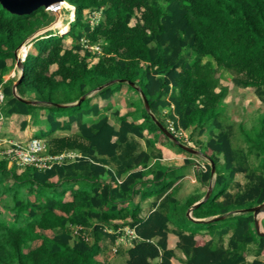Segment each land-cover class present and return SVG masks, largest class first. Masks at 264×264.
<instances>
[{
  "label": "trees",
  "instance_id": "16d2710c",
  "mask_svg": "<svg viewBox=\"0 0 264 264\" xmlns=\"http://www.w3.org/2000/svg\"><path fill=\"white\" fill-rule=\"evenodd\" d=\"M64 1L74 7L68 31L57 26L65 30L63 35L46 31L32 39L36 53L29 52L22 61L16 84L21 98L33 95L41 104L16 98L14 79L4 81L3 76L13 68L17 45L41 27V19H48L47 10L41 6L15 14L0 3V114L34 118L41 111L44 129L35 137L48 139L50 154L80 152L71 162L42 169L26 166L20 173L15 163L8 166L7 158L0 157V264H110L100 257V242L106 237L114 241L116 235L104 229L125 226L135 238L124 250V264H264L258 258L264 256V236L256 233L252 212L233 213L264 202V110L252 127L238 124L240 144L217 110L228 94L220 82L226 74L236 86L253 88L264 103V0ZM86 10L99 12V18L91 23ZM136 12L139 16L130 24ZM94 44L100 46L99 54L89 48ZM93 57L97 60L90 63ZM108 81L77 104L56 105L72 103ZM127 81L140 88L156 119L174 135L189 131L186 140H193L214 163L211 192L191 214L224 217L189 220L206 230L174 229L176 248L183 255L178 262L167 235L170 214L180 210L173 190L182 175L159 163L162 153L154 140L160 136L164 144L169 138L135 100L124 113L100 114L110 109L115 92L136 90ZM94 97L107 104H91ZM163 109H168L165 117ZM89 114L95 117L91 124L84 121ZM72 124L75 136L52 138ZM26 125L21 122L22 128ZM155 148L157 161L147 168ZM240 173L246 183L232 192ZM196 175L201 184L211 181L210 163ZM150 197L152 208L142 217L140 201ZM199 198L187 197L182 215ZM73 226H82L91 239L74 234ZM202 230L209 239H196ZM249 254L255 256L251 261Z\"/></svg>",
  "mask_w": 264,
  "mask_h": 264
},
{
  "label": "rangeland",
  "instance_id": "374dc122",
  "mask_svg": "<svg viewBox=\"0 0 264 264\" xmlns=\"http://www.w3.org/2000/svg\"><path fill=\"white\" fill-rule=\"evenodd\" d=\"M55 7V6H54ZM47 10V9H46ZM58 14V18L56 19V16ZM47 13L49 15L48 19L44 18L41 19L40 25L41 27H39L32 35L37 36V35H41L43 33H45L43 30V26H45L47 23V27L46 30L48 29V31H54V33H59L58 31H60L61 29H56L57 26H60V28H69V22L73 19V15L71 12V7L67 6V4L65 2L61 3L58 7V10H47ZM86 17H90L91 18V23L95 22L98 18H99V12H92V11H85L84 12ZM139 16V13L136 12L135 17H133L130 21V24H133L136 21V18ZM56 19V22L54 21ZM52 22H54V24H52ZM45 24V25H44ZM52 24V27L50 26ZM50 29V30H49ZM34 36V37H35ZM33 38V37H32ZM31 38V39H32ZM31 39H27L25 40V44H29L30 48L27 51V53L31 52V53H36L34 47L32 46V40ZM71 39L66 38V44H70ZM95 47V45H94ZM31 49V50H30ZM22 55V53H21ZM96 60V57L91 58V62ZM54 66H51V68L53 69ZM19 75V69L16 67L15 65V61L13 62V68L10 70V72L6 75L3 76V80H7L8 78H12L14 79L12 86L16 80V78ZM223 85H226L228 88V94L226 95L225 98H223V100L220 101V103L218 104V108L217 110L220 112V120H222V124L224 125L225 123H230L232 125V129H233V133L237 136V139H235V142H238L239 144L241 143V139L239 136V131H238V124L241 123L243 125V127L245 128H250L253 125L256 124L257 119L259 117V115L261 114V112L264 110V103H261V101L257 98L254 89L253 88H243V87H239L236 86L232 81L231 78L229 76H226L220 81ZM92 92H89V95H91ZM113 95H117V97L113 98V101H110V110L107 111V113H109L110 117L111 114L114 110H120L123 111L126 108L130 107V102L133 101L135 99V101L140 105L143 106V102L142 99L139 95V93L136 90L130 89L127 92H125L124 90L122 91H117L115 92ZM112 97V96H111ZM138 97V98H137ZM2 98L3 95L0 94V103L2 102ZM144 107V106H143ZM168 112V109H163L161 114L162 117L164 115H166ZM37 115L34 116V121L37 119L36 118ZM165 117V116H164ZM135 118H137V120L140 118V114H137L135 116ZM113 120V119H111ZM167 121V119H165ZM169 121V119H168ZM4 121H3V115L0 114V130H2L1 128L3 127ZM212 128H209V132L211 131ZM214 131H218L217 129H214ZM37 132V131H36ZM209 132L205 133L204 135H202L200 137V139L203 141H206V139L209 136ZM189 131H184L182 134L180 135H176L177 138L182 141L183 143L187 144L190 147H193L194 149L199 150V146L192 140V141H188L186 139H188L189 136ZM178 134V133H176ZM38 135L37 133H35L34 136ZM39 136V135H38ZM69 135L66 134H59V135H52V138H61V137H68ZM13 136L11 135V137H6L5 138L7 140H0V157H4V155H7V150L10 143L11 142H24L27 139H19L16 141V139H11ZM183 138L184 140H181V138ZM31 138V137H30ZM29 139V138H28ZM162 138L160 136L154 137L155 142L161 140ZM12 140V141H11ZM167 142L165 143L167 146H170L172 148H174L176 151H179V148L173 144V142L169 139H166ZM185 141V142H184ZM42 142L45 145V148L42 152V156L46 157V156H61L62 159L60 161V163L63 162H71L74 160V158L77 156L75 154L74 150H68V149H64L63 151H61L60 153L57 154H50L51 152H49L48 148H51L50 146L51 143L48 142L47 138H43ZM144 142H141V139L138 140V144L139 146ZM146 147V143L144 144ZM180 152V151H179ZM2 154V156H1ZM185 155L188 158V160L191 162V170L189 171V174L192 176V179H194L195 183H199L201 185V183L198 181L197 179V171L199 170L198 166L200 167V169H204L205 165L208 162V160L205 158L204 155L200 154V153H185ZM12 165V161L8 160V166ZM16 171L18 173L22 172V170L24 169V167H26V165H21V164H17L16 163ZM183 171H179L177 174L178 175H182ZM214 175L215 172L212 174V180L209 181L207 184H202L201 187L203 188L202 193L205 194V192L207 191L208 186L212 183L213 179H214ZM246 183V178L244 177L243 174H237L236 177L234 178V181L232 182V187L230 188V190L232 192H236L238 189L242 188L244 186V184ZM176 184V183H175ZM181 185V184H180ZM178 186L175 193H174V197L176 199V203L178 204V206H180V210L174 212L173 214H170L171 220L168 223L169 227H170V236L174 235V232L172 231V228H180V229H185V228H203V229H207L206 225L203 226H197L196 224L192 223L190 220V218L187 216L186 211L185 214L182 215V210L184 207V201L186 199V194L188 193H192V194H197L200 195V191L199 189L196 188H192V186L187 185V186ZM192 189L191 191H188ZM189 195V194H188ZM68 196V194L65 195V197ZM154 200V197L152 198ZM235 211V210H234ZM233 211V212H234ZM259 222L260 221H264V211H261L258 216H257ZM95 221L93 220V223ZM216 225H219V223L216 222ZM264 228H262L260 226V230H263ZM107 233L110 234H114L116 235V239L114 241H111L110 238L106 237L104 240H102L100 243L102 244V251H100V257L104 260L109 262L110 264H124L125 263V259H126V255H125V248L127 246L130 245V236L127 232V230H122L120 231L119 228L113 229L112 227H109L107 229ZM172 246H174L176 248V244L174 245V243H172ZM177 249V248H176Z\"/></svg>",
  "mask_w": 264,
  "mask_h": 264
},
{
  "label": "crops",
  "instance_id": "0c3cea01",
  "mask_svg": "<svg viewBox=\"0 0 264 264\" xmlns=\"http://www.w3.org/2000/svg\"><path fill=\"white\" fill-rule=\"evenodd\" d=\"M54 67H53V69H54ZM122 90H124L125 92L128 93L127 89L123 88ZM122 90H120V91H122ZM91 92H92L91 95H89V93H88V94L85 95V97L92 96L96 92V90H92ZM0 94L2 95L1 90H0ZM114 97H117V95H112V97L110 98V101L111 100L113 101ZM24 98L28 99V100L37 101L36 99H33L34 98L33 95H25ZM76 101H74L72 103H66L64 105H68V106L69 105H74ZM90 103L91 104L96 103L100 107H103V106H105L107 104L106 101L100 99L99 97L92 98ZM36 104H41V103L39 101H37ZM127 109H131V108H126L124 110V112ZM109 110L101 109L100 114L102 113V114L109 115V113H107V111H109ZM38 112H39V114L36 116L37 119L35 121H34V118L31 117V115L14 114L12 116H3V121H4L5 125H3V127L1 128L2 130H0V140H7L5 138V136L6 137H11V135L13 136L11 139H16V141L18 140L17 138H19V139H23V138L24 139H28L30 137H35L34 135H35L36 131H39L40 129H44V121H43L44 115H42V113H40L41 111H38ZM119 112L120 113H124L123 111H120V110H119ZM63 118L64 117H62L60 119H63ZM94 119H95V117L90 115V114L86 115L84 117V121L87 124H91L94 121ZM22 121H26L27 122V125L24 128L21 127V122ZM137 121H141V118H139ZM76 132H77V127H76L75 124H72V126H71V128L69 130H58V131H56L54 133V135L66 134V135H69L71 137V136H75ZM141 142H144V140L141 139ZM144 144L145 143H142L140 145V147L142 149H146V146ZM155 145H156V147L158 149H160V151L162 153V157L158 159L159 163L162 166H165V167H168V168L169 167H174L175 169H177V173L179 171H181V172L183 171L182 176L176 181L175 188L173 190L174 193H175L177 187L180 184H181L180 185L181 187L190 185V186H192V188L199 189V191H200L199 192L200 193V198L197 201L202 199L203 196H204V193H202V191H203V188L201 187L202 184L200 185L198 182L195 183L194 179H192V176L189 174V171L191 170V162H188L189 161L188 160L189 157H187L184 152H181L180 150H179L180 152L178 150L176 151L174 148H172L170 146H167L165 143L161 144L160 140L156 141ZM74 151H75V154L77 156L80 155V152L78 150H74ZM156 151H157L156 148L152 149L153 156H152L147 168H152V166H154V163L157 161V159L155 157ZM105 165L109 166V167H112V166H110L112 164H108V162L106 160H105ZM147 176H148V178H151L152 177V173L149 172ZM120 180H121V178H120ZM191 190L192 189H190L188 191H191ZM67 194H68V192H67ZM188 194L185 195L186 198L189 197V196L195 195V193L194 194L188 193ZM152 198L153 197H150V198H147V199H144V200L140 201V207H141V214L140 215L142 217L146 216L147 213L151 210L152 202H153ZM189 213L192 216L191 212H189ZM193 218H195V217H193ZM201 219H205V218H195L194 220H201ZM259 223H260V226L262 228H264V221H260ZM168 228L170 229L169 225H168ZM174 229H176V228L173 227L172 231H174ZM170 235L171 234H170V230H169L168 235H167V244H168L169 248H172L175 251L176 258H177L175 262H178V259L183 258V255L178 249H176L174 246H172V243H174V245L176 244L178 238H177V236L175 234L173 236H170ZM209 238H210V236H209V234H207L205 232V230H202L199 234L196 235V239H209ZM254 258H255V256L252 255V254H249L246 257V259L248 261H251ZM258 258L260 260H264V256H259Z\"/></svg>",
  "mask_w": 264,
  "mask_h": 264
},
{
  "label": "water",
  "instance_id": "95a60500",
  "mask_svg": "<svg viewBox=\"0 0 264 264\" xmlns=\"http://www.w3.org/2000/svg\"><path fill=\"white\" fill-rule=\"evenodd\" d=\"M0 3L2 4L3 7H5L8 11H10L11 13H15V14H28L34 10H36L37 8L44 6L45 8L51 7L54 9L58 10V7L61 3H63V0H0ZM55 6V7H54ZM46 28H48L47 26H44L43 30H46ZM67 31V30H66ZM35 32V31H34ZM33 32V33H34ZM32 33V34H33ZM29 35L28 37H26L24 40H22L20 42L19 45H17V47L14 49L13 53H14V61H15V65L16 67L19 69V75L16 79V81L14 82L13 86H12V92L14 94V96L16 98H18L19 100L25 102V103H30V104H35L37 101H33V100H28L25 98H21L15 91L16 89V84L18 83L20 76L22 74V61L24 60L25 56L27 55V52L23 55L20 56L19 51L22 45L25 44V40L27 39H31L32 37H34L33 35ZM114 81H123L121 79H114ZM112 81H108L100 86H98L96 89L94 90H98L100 89L102 86L110 83ZM127 83L133 87L136 88V90H138L140 97L142 99L143 102V106L146 110V112L150 115L151 119L154 121V123L158 126V128L160 129V131L162 133L165 134V136L167 138H169L174 144H176L178 147H180L181 149L190 152V153H200L202 154L199 150L194 149L193 147H190L182 142H180L158 119L155 118V116L150 112L149 107H148V103L146 101V98L144 96V94L142 93V91L140 90L139 87L135 86L132 82H128ZM82 99H84V96H81L76 102L75 104L79 103ZM58 106H68V105H62V104H56ZM203 155V154H202ZM210 166H211V174H213L215 172V167H214V163L212 161H209ZM212 189V183L208 186L207 191L205 192L204 196L202 199H200L199 201H197L196 203H194L192 206H190L187 209V215L189 216V218H191L192 220H194L193 217L190 216V213L192 211V209L196 206H198L201 202H203L204 200H206L209 196V193L211 192ZM264 211V202L252 206V207H248V208H244V209H239V210H235L233 213H240V212H252L253 215V223H254V228L257 234H259L260 236H264V231L260 230V223L259 220L257 218L258 214ZM223 215H219V216H213L209 219H202V220H194V221H214V220H218L223 218Z\"/></svg>",
  "mask_w": 264,
  "mask_h": 264
},
{
  "label": "built area",
  "instance_id": "2783aa9c",
  "mask_svg": "<svg viewBox=\"0 0 264 264\" xmlns=\"http://www.w3.org/2000/svg\"><path fill=\"white\" fill-rule=\"evenodd\" d=\"M92 49L99 50L97 46H91ZM170 130L174 131V129L171 127V123L169 125ZM175 135H180L183 133V131L178 130L174 131ZM178 133V134H176ZM45 148L44 143L41 139L38 138H30L27 141L24 142H11L7 151V155H5L8 160H11L13 163L26 165V166H34L37 168H48L54 163H60L62 157L61 156H42V152ZM83 227L82 226H73L72 230L74 234H80L82 235L86 240L91 239L85 232H82ZM127 230L130 241L135 238L134 231L125 226L123 228H119L120 231Z\"/></svg>",
  "mask_w": 264,
  "mask_h": 264
},
{
  "label": "clouds",
  "instance_id": "9594fccd",
  "mask_svg": "<svg viewBox=\"0 0 264 264\" xmlns=\"http://www.w3.org/2000/svg\"><path fill=\"white\" fill-rule=\"evenodd\" d=\"M63 2H64V0H63ZM65 2H66V1H65ZM43 7H44V6H43ZM70 7H71V12H72V15H73V18H74V7H73L72 5H70ZM44 9H45V10H46V9H47V10H56V9H54V8H51V7H48V8H45V7H44ZM87 11H88V10H87ZM46 25H47V24H46ZM46 25H45V26H46ZM43 27H44V26H43ZM68 29H69V28H67V31H68ZM36 30H37V29H36ZM36 30H35V31H36ZM49 30H50V29H49ZM46 31H48V29H47V30H44V32H46ZM67 31H66V32H67ZM66 32H65V33H66ZM53 33H54V31H53ZM31 34H32V33H31ZM31 34H30V35H31ZM54 34H57V33H54ZM58 34H59V35H63V34H61V33H58ZM37 36H39V35H37ZM37 36H35V37H37ZM27 37H28V36H27ZM35 37H33L32 39H34ZM32 39H31V40H32ZM25 43H26V42H25ZM94 45L97 46V47L99 48V50L92 49L91 46H94ZM94 45L89 46V48L92 49V50H94V51H96V53L99 54L100 51H101L100 46L97 45V44H94ZM27 54H28V53H27ZM25 57H26V56H25ZM90 60H91V58H90ZM96 60H97V57H96ZM96 60H94V61H92V62L90 61V63H93V62H95ZM16 79H17V78H16ZM15 81H16V80H15ZM15 91H16V89H15ZM83 96H84V95H83ZM84 97H85V96H84ZM78 99H79V98H78ZM78 99H77V100H78ZM35 104H36V103H35ZM169 123H171V122H169ZM169 125H170V124H169ZM170 132H171V131H170ZM173 135H174V134H173ZM174 136L177 138L176 135H174ZM31 138H37V137H31ZM29 139H30V138H29ZM29 139H27V140H29ZM38 139H41V140H42L43 138H38ZM27 140H26V141H27ZM179 141H180V140H179ZM182 143H183V142H182ZM184 144H185V143H184ZM175 145H176V144H175ZM186 145H187V144H186ZM1 156H2V154H1ZM4 157L7 158L5 155H4ZM2 158H3V157H2ZM205 158H206V157H205ZM206 159H207V158H206ZM7 160H8V158H7ZM207 160H208V159H207ZM208 162H209V160H208ZM12 163H13V162H12ZM198 168H199V166H198ZM195 203H196V202H195ZM186 213H187V212H186ZM187 216H188V215H187ZM190 216H191V215H190ZM216 216H218V215H216ZM188 217H189V216H188ZM191 217H192V216H191ZM212 217H213V216H212ZM209 218H211V217H208V218H205V219H209ZM190 219H191V218H190ZM194 219H195V218H194ZM191 220H192V219H191ZM201 220H202V219H201ZM203 220H204V219H203ZM193 221H194V220H193ZM107 229H108V227L105 228L104 230L107 231ZM130 242H131V241H130Z\"/></svg>",
  "mask_w": 264,
  "mask_h": 264
},
{
  "label": "bare ground",
  "instance_id": "6f19581e",
  "mask_svg": "<svg viewBox=\"0 0 264 264\" xmlns=\"http://www.w3.org/2000/svg\"><path fill=\"white\" fill-rule=\"evenodd\" d=\"M65 2V1H64ZM66 3V2H65ZM67 4V3H66ZM67 6H69L70 7V5L69 4H67ZM57 14V16H56V19L59 17L58 16V12L56 13ZM56 19L54 20L55 22H56ZM52 24H54V22H52ZM52 24L50 25L51 27H52ZM67 30V29H66ZM60 31H65V30H60ZM60 31H58L59 33H61ZM29 48H30V45L29 44H24V45H22L21 46V48H20V51H19V54H20V56H23L28 50H29ZM31 50V49H30ZM21 53H22V55H21Z\"/></svg>",
  "mask_w": 264,
  "mask_h": 264
}]
</instances>
